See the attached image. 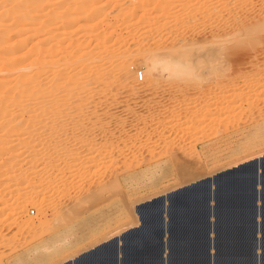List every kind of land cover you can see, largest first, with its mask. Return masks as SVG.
<instances>
[{
    "label": "rangeland",
    "instance_id": "1",
    "mask_svg": "<svg viewBox=\"0 0 264 264\" xmlns=\"http://www.w3.org/2000/svg\"><path fill=\"white\" fill-rule=\"evenodd\" d=\"M81 1L34 0L31 4L30 0H0V82L3 80L8 83L7 87L0 92V107L5 108L3 111L6 113H4V118H0V175L5 177L0 180V264H60L72 260L86 250L106 242L105 240L111 241L110 238L120 232L118 229L125 231L127 229L125 225L132 222L130 212L133 204L158 196L165 191L175 190V188L177 189L176 186L179 187L183 183V180H189L194 176L197 179L200 178L197 177L199 175L206 177V175L229 167L232 163L264 153V133L252 147L247 149L233 148L230 150L224 144L225 137L232 134L237 135L243 128L241 125H237L241 121H239L240 123H229L230 126L223 121L224 113L231 107L230 102H228L231 100L230 97L227 100L228 92L218 94L221 98H217L221 99V104H218L220 103L219 100L217 104L211 103L210 99L207 100L213 92H216L217 86L225 77L222 70L215 68V65H200L203 69L198 67L201 71L200 69L194 71L198 80L194 77H192L193 80H190V77L188 81L187 79L184 80L185 84L167 78V74H164L166 72L161 70L162 67L156 65V68L149 71V77L155 84L148 80V86L144 85L147 83L144 74L147 65L145 61L134 55L139 48L150 49L148 46L150 42L152 44L150 47L153 48L156 41L166 42L171 37L174 36L173 38H175L177 35L180 37V34H186V32L185 36L189 37L188 31H191V28H197L195 32L199 33V38L202 36L209 37V33L212 32L209 28L213 29V27L207 26L208 24L205 23L204 25L203 22L198 24L200 27L203 24V27L200 28L197 25L194 28L196 24L193 22L196 23V20H192V22L191 19H187L189 12H186V9L181 6L182 0H175V3H172L171 10L168 9L165 15L167 21L161 19L157 28L155 26L153 28L152 24H154L155 17L159 13L148 12L145 15L146 13L137 6V0H96L95 3L94 0H91L94 4L88 0L91 3H84L89 7L86 10L83 9L84 13L80 12L82 11L81 8L84 7L83 5L80 8L83 3ZM164 22L168 25L164 26L166 24ZM167 27L171 31L168 32V35L166 33L168 30L165 31ZM159 38L161 39L159 40ZM81 44L86 47L85 52H90L89 55L98 53L97 56L101 55L102 57H100L103 58V60L99 58L101 59L99 63L95 54L94 57L97 60L93 57V62H90L91 66L89 65L87 70L89 73L88 83L90 84H88L89 88L87 87L89 90L87 89L86 94H84L86 101L83 104L64 100L66 95L67 98L70 93L72 94L74 87H71L61 78L65 72L68 73V68L71 65L72 68L74 67L73 64H69L70 61L67 59L75 54ZM143 44L144 46H142ZM138 45L141 47L137 48ZM210 47L208 46V48ZM255 47L256 51L251 55L264 53L263 49L260 50L261 47ZM195 51L194 49V53H196ZM107 55L108 57H106ZM259 56L257 57L259 58ZM69 60L74 61L72 57ZM97 66L99 67L97 73L100 72L102 77L92 84L93 78L99 77V74L93 75L97 71ZM90 68L93 70L91 71ZM137 71H140V74L143 72V80L137 81ZM21 75H33L36 81V100L28 103V106L27 103H12V100L7 101L3 98L6 97L7 90L12 89L11 87L14 88L16 83L22 81ZM104 75L106 76L104 77ZM210 78L212 80H209ZM134 81L137 86L131 88L128 83L132 84ZM150 83L152 86L149 85ZM38 91L40 92L38 93ZM223 95L226 96L225 99ZM250 95L249 90L243 91L241 93L242 100L249 99ZM203 96H205L204 98L208 97L204 99ZM8 97L10 99V96ZM238 104L240 103L238 102ZM215 106H217V110L219 109L218 112L223 115L217 112V116ZM171 107L172 110H170ZM156 113L162 117L159 118L160 121L162 120L161 122L158 121ZM222 121L224 125H222ZM231 125H233L232 128H230ZM222 126H227L229 131H226V128H222ZM237 129L238 131H235ZM20 135H26L23 137L27 142L30 141L31 137L35 139H31L33 142L31 144L42 145L41 143L47 140L51 141L54 145L53 148L48 147L49 149L46 150L49 151L46 153H42L44 149L40 150L41 155L38 154L40 160L44 156H50V163L37 159L35 162L38 166L35 162L30 163L29 160H25L29 159L28 156L21 160V156L8 158L9 151L15 152V154L16 152L23 153L25 146L20 147L23 144L15 143L18 142L16 141L17 138L18 140L23 139ZM28 136L30 137L29 141ZM10 141L15 142L11 144ZM169 142H172V146L175 148L186 149L187 152L185 153H189L195 148L197 154L193 158H187L188 154L184 155L185 161L187 160L186 162L192 165L191 169L187 170L183 166L175 167L165 163L159 175L146 176V178L138 176L131 179L133 181L129 180L123 183L122 188L118 189L112 186V177L109 173L110 170H108L110 165L113 168L125 166L127 163H122L123 158H125L131 166L135 162H139V167L134 166L136 168L135 173H139L145 169V162L151 157L155 160L152 161L151 159L149 162L163 159V149L167 146L165 143ZM6 144L9 146L8 149ZM38 144H36V148L34 147L35 150L40 149L41 146ZM244 144L246 141L240 143V145ZM10 145L13 146L10 147ZM55 146L57 147L55 148ZM213 146L215 147L213 148ZM4 147H6L5 151L6 149L9 151L4 153ZM115 153H118V156ZM130 155L133 157L130 158ZM16 159L19 161L17 162ZM23 160L24 162H22ZM140 161L141 163L142 161L145 162L140 165ZM25 162L29 163L26 164ZM110 162L115 164L112 165ZM67 167L69 168L65 169ZM95 168L96 171L94 172ZM194 168L195 170L192 171ZM90 169H93L92 172ZM36 170L38 171L36 172ZM40 170L50 172V174L46 178V173ZM66 170L73 171L68 172ZM30 171L34 175L29 174ZM53 172L56 173L55 176ZM38 173H41V176ZM18 176L20 177L18 178ZM51 176L52 179H50ZM30 177L32 180L29 179ZM33 178L37 179L33 180ZM15 179L16 181H14ZM65 179L66 183L63 181ZM33 182L38 185L35 196L38 199L39 208L28 205L24 211L16 212V205L20 202L23 194L28 192L29 185ZM63 184L66 185L63 186ZM64 211L66 214L70 211L73 213L70 212L68 214L70 219L68 217L69 220L63 223L59 215ZM19 213L20 215H18ZM26 219L33 220L36 226L33 228L25 226ZM124 227L125 229H123ZM148 231L149 228L145 233L150 238L151 233ZM143 232L144 230L141 233L143 234ZM58 241L59 243H57ZM108 244L111 245L110 242ZM105 245L107 249L104 248ZM105 245L100 247L101 250L111 252L109 245ZM111 250V253L117 254V251H114L117 249L112 248ZM93 253L95 254L96 251L91 254Z\"/></svg>",
    "mask_w": 264,
    "mask_h": 264
},
{
    "label": "bare ground",
    "instance_id": "2",
    "mask_svg": "<svg viewBox=\"0 0 264 264\" xmlns=\"http://www.w3.org/2000/svg\"><path fill=\"white\" fill-rule=\"evenodd\" d=\"M30 1H31L30 3L33 4L34 0H30ZM87 1L82 0L81 3L82 2L83 3L80 6V8L84 5V3L88 4V3H91L93 0L92 1L90 0L91 2L90 1L87 2ZM95 1L96 0H94L93 2L95 3ZM113 1H117V0H113ZM196 1H197V3L195 4ZM172 3L174 4L175 0H137V6L139 8H141L143 12L146 13L145 15H147L148 12H156V14L159 13L157 15V17H155L154 24H152V27L155 26L156 28H157V24H159L161 19L163 21L166 20L165 15L167 14L168 9H170V6L173 5ZM181 4H182L181 6H183L184 9H186V12H189V15H187L188 17L186 16L187 19H191V21L196 20V23H194L192 21L193 24H196V25H194V28L198 24L200 25V23L203 22V24L204 23L208 24L207 26L213 27V29H215V30H213L212 28H209L212 30V32L209 31V32H211V33H209L210 35H208L209 37H207V36L204 37V36H202L203 35L202 34L201 36L204 38H202V37L199 38V35H198L199 33L197 34L195 32L196 31L195 29H197V28L192 29L190 27L191 31H188L189 32L188 35L190 34L189 37L185 36L187 34V32H186V34H182V35L180 34V37H177L178 36L177 35L176 36L177 38L176 37L173 38L174 36L171 37L170 39L167 38L169 40H167L166 42L162 41V40H161L162 42L156 41V43L153 44L155 46L153 48H151L152 46L150 47V44H151L150 41L152 40V42H153V39H151L149 41L150 43L148 45L150 49H143L144 47L142 48L141 46L138 45L137 48H139V47H141V48H139V50H137L135 52L136 54H134V55L146 62L147 66L145 65L146 68L144 69L145 70L144 74L146 76L145 81L146 82L148 80L151 81V78L149 77L150 76L149 71L156 68L155 67L156 65H160V67H162L161 70L166 72L164 74L165 75L167 74V78L173 79V80L180 82V83H184V80H186V79L188 81L190 77H191L190 80H193L192 77L197 78V77H195L194 71L195 70L199 71V69L202 68V67H200V65L201 66H202V64H208V66H214L215 65L214 66L215 68L222 70L223 74H225L223 76H225V77H224V79H222L223 77L222 78L220 77L222 79L220 81L221 84H219L217 86L218 88L216 89V92H213V93L211 92L212 96H210V97L207 96L208 98L207 97L206 98H207V100L210 99V101H212L211 103L217 104L219 98H221L218 96V94L223 93V92H228L227 93V100H228V97H230V99H231V100L229 99L230 101H228L231 104L230 109L227 110V112H225L223 115L222 113L218 112L219 109L217 110V106H215L214 107L215 112H216V114L218 112V114L220 113L223 115V119H224L223 121H225V124H226V122L228 123L226 125L230 126V124H232V122L235 123V122L241 121V123L239 122L240 124H237V125H241L243 128V130L241 129V132L237 135H235V134L234 135L232 134L230 136L226 135L227 137H225V140L223 142L228 148H230V150L233 148H240V149L250 148L255 144V142H257V139H260L262 137L261 135L264 133V53L259 52L260 54L256 53L254 55H251L256 51L255 46H257L258 48L261 47L260 50L261 49L264 50V0H217V1H215V0H182ZM85 6H86V4L84 5V7L81 8L82 9V11H80L81 13L82 12L84 13L83 9L85 8V10H86V8L88 7V6H86V7ZM134 9H135V7H134ZM192 10H194L195 12L194 11L192 12ZM79 17H81V16H79ZM188 21H190V20H188ZM165 23L166 22H164V24ZM166 25H168V23H166L164 26H166ZM202 25H201V27H203ZM162 27H163V25H162ZM151 30H154V29H151ZM155 31H156V29H155ZM158 31H159V29H158ZM165 31H167L166 32L167 35H168V32H171L169 27H167L165 29ZM202 32H204V31H202ZM170 36H171V33H170ZM163 38H165V37L163 36ZM160 39L161 38H159V40ZM101 40H103V39H101ZM147 41H148V39H147ZM142 46H144V44ZM208 46L209 47L211 46V47L208 48ZM258 48H257V50H258ZM85 49H86V47H83V45L81 44L78 47V49L76 50L75 54L73 56H70V58L72 57L74 61L69 60L70 59L69 57L67 59L68 61H70L69 64L74 65L73 68L71 67L72 65L68 68L69 71L67 69L68 73L65 72V74H63L64 78L61 77L63 79V81L65 80L67 82V84H69L71 87H74L73 92L71 91L72 94L70 93L71 95L69 94L67 98H66L67 95L65 96V98L63 97L64 100L66 99L65 101H67V102L69 101V102H75V103H82L83 104V102L86 101L85 100L86 96L84 97V94H86L87 89L89 88L88 84H90V83H88V78H89L88 74L89 73L87 70L91 66L90 62H93L92 58L95 56L96 53L94 55H93V53H91L93 56L91 54L89 55L90 52H85ZM194 49L196 50L195 51L196 53H194ZM192 51H193V54H191ZM103 53H105V52H103ZM97 55H98V53L96 54V57H98ZM258 55H260L261 57L259 56V58H258L257 57ZM100 56L98 57L99 63H100L101 59L103 60V58H101L102 56L101 57ZM103 56H104V54H103ZM63 57H65V56H63ZM96 57H94V58H96ZM106 57H108V55ZM99 58H101V59H99ZM133 59H135V58H133ZM96 60H97V58H96ZM94 61H95V59H94ZM133 62H135V61H133ZM76 65H79L80 67H78V66L76 67ZM92 65H94V64H92ZM116 65H119V64H116ZM123 66L125 67V65H123ZM100 67H101V64H100ZM198 67H200V68L198 69ZM78 68H81V70H78ZM117 68H118V66H117ZM127 68H128V66H127ZM98 69H99V67L97 66L96 73L95 74L91 73V74H93L94 76L99 74L100 72L97 73ZM100 69H102V68H100ZM92 70L93 69H91V71ZM103 70H105V69H103ZM91 71L89 70V72H91ZM94 71H95V69H94ZM127 71H128V69H127ZM127 71H125V72L127 73ZM200 71H201V69H200ZM106 73H108V72H106ZM142 73L143 72H141L140 79L143 78ZM200 73L202 74V72H200ZM210 73H212V72H210ZM101 74H102V72H101ZM104 74H105V71H104ZM106 75H104V77ZM58 76H60V75H58ZM101 77L102 76H100V74H99V77L97 79L93 78L92 84L96 83V81H98ZM215 77H217V76H215ZM148 78H150V79H148ZM20 79L22 80V81L20 80L21 81L20 83L19 82L16 83L14 88L11 87L12 89L7 90L6 94L8 96H10V99L7 95H6V97H3V98L7 99V101L12 100V103H19V104H21V103L26 104L27 103V106H28V103L36 100V96H37L36 95L37 92L35 89L36 88V84H35L36 81H35V78L33 75H31V76L21 75ZM201 79H202V77H201ZM197 80H198V78H197ZM209 80H212V79L210 78ZM135 81L132 84L128 83V84H130L131 88L137 86V84H135L136 83ZM137 81H139V80L137 79ZM148 82L144 83V85L146 84L148 86ZM151 83H153V81H151ZM151 83L149 85H151ZM216 83H219V82H216ZM7 84L8 83L1 80L0 85H2V86L0 87V92H2V90L7 87ZM56 84H57V82H56ZM153 84H155V83H153ZM215 85H217V84H215ZM193 86H195V85H193ZM246 90H249L251 95L249 96V99L245 100L246 101L245 102L242 100L241 93L243 91H246ZM39 92L40 91H38V93ZM58 92H60V91H58ZM1 94H3V93H1ZM48 95H49V93H48ZM187 96H189V95H187ZM204 97L205 96H203L202 98H204ZM217 97H219V98H217ZM223 97H224V95H223ZM225 97H224V99H225ZM206 98H204V99H206ZM190 100H191V98H190ZM193 100H194V98H193ZM182 101H181V103H182ZM201 101L204 102L203 99H201ZM238 102L240 104H238ZM205 103H207V102H205ZM218 104H221V101ZM209 105H210V103H209ZM21 106H23V105H21ZM32 106H31V109H32ZM24 107H25V105H24ZM168 108H170V107H168ZM4 109H3V107L2 108L0 107V110H1L0 113L3 115V116L1 115L0 118L1 117L4 118V116L6 114L5 111H3ZM211 109H210V111H211ZM148 110H151V109H148ZM170 110H172V107ZM163 111H161V112H163ZM6 112H7V110H6ZM159 114H160V112H159ZM159 114H157V116H156V117H158L157 119L162 118V117L158 116ZM218 114H217V116H218ZM191 115H193V114H191ZM204 115H206V114H204ZM169 119H171V118H169ZM158 121H160V119ZM213 121H215V120H213ZM201 123L202 122L200 121V124ZM211 124H212V122H211ZM222 125H224V122ZM201 126H204V125H201ZM232 126L233 125H231L230 128H232ZM226 127L227 126H222V128H226ZM9 129H10V127H9ZM222 130H225V129H222ZM226 131H229V130L226 128ZM235 131H238V129ZM10 133H11V131H10ZM5 134H7V133H5ZM20 136L22 138L24 135L23 136L20 135ZM24 137H23V139H20V140H18V138H17L16 141H18V142L14 141L16 144H23V145H20V147L25 146L24 150L22 151L23 153H17V152H16V154H15V152L12 153L11 151L7 150L9 148V146L7 145L9 142L6 144L8 147L6 146L7 147L6 151L4 150L6 147H4L3 151H5L4 153L9 151L8 156H7L8 158H14V157L18 158L16 156H21L20 157V160H21V159H25V157L28 156L27 158H29V159H25V160H29L30 163L37 161V159L39 161H42V162L44 161L46 163H48L49 160H51L50 156H44L41 160L38 157V154L40 156L41 155L40 152L43 149H44V151H42V153H44V152L46 153L47 151H49L46 149L53 148L54 145H52L51 141L45 140L46 142L41 143L42 145L36 143V144H38V146L40 145L41 147H39L40 148L39 150H37V149L35 150L34 147L36 148V144L35 143L31 144V143H33L31 141V139H33V138L31 137V139L29 141L30 137L28 136L27 139L29 142H27ZM33 140H35V139H33ZM218 141H219V139H218ZM243 141H246V144L240 145V143L242 144ZM14 142H11V144ZM220 143H221V141H220ZM165 144L167 145L166 146L167 148L164 146L166 150L163 149L164 150V154L162 155L163 159L159 160V161L156 160V162L155 161L149 162L152 159V157H151L150 160H148L147 162L144 161L146 164V165L144 164L145 169L139 173H135L136 168L139 167V162H135V164H132V166H131L128 164V162H127L128 160H125V158H123V160H124L123 161L121 157L120 158L123 161L122 163H127V165L120 166L121 165L120 164V165H118V166H120L119 168H117V166L115 168H113L110 165L109 169H108V167H106L108 170H110V172L109 171L108 172L111 173L110 176L112 177V179H111L112 183H113L112 186L115 187L116 189H118V188H122L121 186L123 185V183H126L127 181H129L133 178H137L138 176H144L146 178V176L152 177L156 174L159 175L163 169L162 166L165 163L171 164L172 166H175V167L183 166V168L185 167L184 169H187V170L192 168V165L189 164L188 162H186L187 160L185 161L186 157H184V155L188 154L187 158L188 157L193 158V156H195V154H197L194 150L195 148L193 150H190V152H189L190 154H189V153H185V152H187L186 149L182 150L181 148L178 149V148H175V146H172V142L165 143ZM215 144L218 145L217 143H215ZM13 145H10V147ZM56 147L57 146H55V148ZM214 147L215 146H213V148ZM163 150H161V151L163 152ZM187 150H188V148H187ZM16 151H17V148H16ZM116 151L118 152V149ZM119 152L121 153V151H119ZM115 154L118 156V153H115ZM63 155H64V153H63ZM131 155H133V154H131ZM131 155H130V158L133 157ZM262 155H264V153L257 154L255 156L249 158V159L247 158V160L245 159L242 161L232 163L229 167H227V168L225 167L222 170L232 168L234 166H238V164H241L243 162H248L249 160H252V159L259 158ZM0 157H1V153H0ZM156 159H158V158H156ZM12 160H14V159H12ZM153 160H155V158L152 159V161ZM18 161H19V159L17 160V162ZM52 161H53V159H52ZM89 161H91V160H89ZM22 162H24V160ZM29 162H27V163H29ZM144 162L142 161V163H144ZM115 163H116V161H115ZM115 163H111V164L113 165ZM140 163H141V161H140ZM142 163L140 165H142ZM13 164H16V163H13ZM13 164H11V165H13ZM35 164H37V162H35ZM244 165H252V166H246V167L240 168V169H246V171L235 182H226L224 180H218L217 179L218 177L224 176L226 173L215 178L216 179L214 181V189L215 190L211 191V194L208 193L207 187L205 185L206 182H199L198 185H195L194 187H190V188L186 189L185 191L180 192L179 196L177 194L172 195V196H170V199L168 198L169 201L166 200L168 207L166 208L165 213L167 214V211H168L167 219L169 221V224L167 227H165V229H168L166 231L167 232L166 235L168 237H167V240L164 241V243L167 245V247H169L170 250L168 251V253H169L168 256L166 257V259H164L165 264H206L207 261L208 262L210 261L212 264H252L254 262V257L252 255V246L254 244V241L251 238L252 224L249 221V215L251 213H253L252 201L254 199V193L252 192L251 186H252L253 182H255V178H256L255 177L256 164L255 163H247V164H243L242 166H244ZM73 166L76 167L75 165H73ZM129 166H131V167H129ZM46 167H48V166H46ZM69 167L71 168L72 166H69ZM69 167H67L65 169H68ZM263 167H264V160L258 166V168L260 170L259 173H261V175H259V176H261L260 180L261 181L263 180V183H264ZM12 168H13V166H12ZM33 168H35V167H33ZM40 169H42V168H40ZM87 169L89 171L88 167H87ZM98 169H97V171H99ZM73 170H75V169H73ZM73 170H69V171L66 170V171L70 172ZM92 170L90 169V172H92ZM194 170H195V168L192 171H194ZM14 171H16V170H14ZM37 171L38 170H36V172ZM63 171H65V170L63 169ZM95 171H96V168H95L94 172ZM60 172H61V169H60ZM131 172H133V173H131ZM43 173H46L45 174L46 178L50 174V172H44V171H43ZM214 173L215 172H213L209 175H213ZM29 174L34 175V173H32L31 171ZM55 174L56 173H54L53 175L55 176ZM83 174H85V173L83 172ZM38 175L41 176V173L40 174L38 173ZM201 176H203V175H201ZM201 176L200 175L197 176V177H200L197 179L194 176V177H191L189 180H186V181L183 180V183L180 184V186H182L184 184H189L191 182H195V181L202 179V178H205V176L204 177H201ZM259 176H258V179H259ZM1 177H0V180L5 178L4 176L2 178ZM19 177L20 176H18V178ZM31 177L29 178L30 180H32ZM35 177H36V175H35ZM206 177H207V175H206ZM37 178H33V180L37 179ZM11 179H12V177H11ZM16 179L14 181H16ZM50 179H52V176ZM63 181L66 183V179ZM131 181H133V180H131ZM13 184H11V185H13ZM64 185H66V184H63V186ZM109 185H110V183H109ZM176 187L178 188V186H176ZM14 190L15 189H13V191ZM16 190H18V189L16 188ZM37 191H38V185L35 182L31 183L29 185L28 192H25L23 194V197L21 198V200H19L20 202L18 201L19 203L16 205L15 211L16 212H22L25 210L26 207H28V205L34 206V207L38 206V204H39L38 199L35 196V194H37ZM163 193H166V191ZM163 193H160V194H163ZM209 197H211L212 200H214V205L212 206V209H210V211L208 210V208L205 204V199L209 198ZM263 198H264V196H263ZM148 199H151V198H148ZM150 202H152V201H150ZM150 202H148V203H150ZM39 206H38V208H39ZM135 206H136V204L135 205L133 204V206L131 208V212H130V216L132 217V222L126 224L125 227L127 229H129L131 227L137 226V229L134 231V232H139V235L137 236V238L134 241L130 242L127 239V236L129 233H132V232H129V233L124 234L121 237L120 248H116L115 246H113L112 245L113 243H111V241L105 240L107 242L105 244L109 245L108 242H110L111 245H109L108 247L110 248L109 250L111 252H112V250H111L112 248L117 249L114 251H117L116 253L117 254L119 253V255H120V262L118 264H161V261H160L159 256H158V249L160 246L159 229H160L161 207L158 210V214H157L156 219L151 224H149L147 227H145V225L142 221H138L140 216L137 213V211H136L137 209ZM65 211L62 212L61 215H59L60 220H62L61 222H63V223L70 219L68 214H70V212H72V211H70L66 214ZM208 213L215 214V217L217 218L216 221L214 219L215 223H213V226L211 225L212 228L213 229L215 228V231H216L215 232L216 238L213 240V246H214V248H216V254H214V255L212 254V256L210 258H208L206 256V254H204L203 248H204V246H207V245H204L205 241L201 237L203 234L200 232V230H203L202 226H205V222H203V218H205L206 214H208ZM263 214H264V212H263ZM18 215H20V213ZM68 217H69V219H67ZM24 223H25L24 224L25 226L30 227V228H33L36 226V223L31 219H26ZM260 226H261L262 232H263V236H262V238H260L262 252L260 253V256H258L257 262H258V264H264V220L262 221ZM125 227L123 229H125ZM144 228L146 230H148V228H149L148 233H151L149 235L150 238H148V236H147L148 234L145 233L146 230ZM143 230H144V232L142 234L141 232ZM118 231H120V232H117L116 236L120 235L121 232L124 230L118 229ZM144 233H145V235H144ZM107 238H109V237H107ZM112 238L113 237H111L110 239H112ZM60 242H62V241H60ZM57 243H59V241ZM258 245H259V242H258ZM110 246H113V247H110ZM104 248H106V245L104 246ZM102 249H103V247H102ZM86 251H88V250H86ZM111 252H108V250L106 252L104 250H101V248H98L96 250L95 254L94 253L93 254H91V253L86 254L85 256H82L81 258L76 260L75 264H113L115 261L114 260L115 255ZM65 262H62L60 264H64Z\"/></svg>",
    "mask_w": 264,
    "mask_h": 264
},
{
    "label": "crops",
    "instance_id": "3",
    "mask_svg": "<svg viewBox=\"0 0 264 264\" xmlns=\"http://www.w3.org/2000/svg\"><path fill=\"white\" fill-rule=\"evenodd\" d=\"M255 160H256V162H255V164H256L255 177L256 178H255V182H254V192L252 191L254 193V199L252 201L253 213H251L249 215V221L252 224L251 238L254 241V244L252 246V255L254 257V262L252 264H258L257 259H258V256H260V253L262 252L260 238H262L263 232H262V228H261L260 225H261L262 221L264 220V214H263V212H264V198H263V196H264V183H263V180L262 181L260 180L261 176H259V175H261V173H259L260 170L258 168V166L264 160V155H262L259 158H256ZM246 166H252V165H244V166L241 165V166H239V167H237V168H235L233 170H229V171H226V172H223V173H218V174H217V172H215L213 175L207 176V177H209V184H208V188H207L208 193L211 194V191L215 190L214 189V181L216 180L215 178H217L218 176H220L222 174H225V173L234 172L236 169H240V168L246 167ZM219 171H221V170H219ZM258 176H259V179H258ZM198 184H199V182H197V183L191 182L189 184H184V185L178 187V188H182V189L178 190V188H177L175 190H178V191L171 192V193H169V194L164 196L163 205L161 206V213H160V215H161V218H160V229H159L160 246H159V249H158V256H159V259L161 261V264H165V260L164 259H166V257L168 256V254H169L168 251L170 250L169 247H167V245L164 243V241H166L167 237H168L166 235L167 234L166 231L168 229H165V227H167L168 224H169V221L167 219L168 211H167V214L165 213V210L168 207L166 200H168V198L170 196L176 195V194H178L180 192H183L186 189H188L190 187H194L195 185H198ZM205 185L207 187V184H205ZM166 193H163V194H166ZM160 195H162V194H160ZM205 204H206L208 210L210 211V209H212V206L214 205V200H212L211 197L206 198L205 199ZM214 219H215V221L217 219L215 217V214H211V213L206 214L205 218H203V222H205V226H202L203 230H200V232L203 234L201 237L204 239V241L206 243V244L204 243V245H207V246H204V248H203L204 254H206V256L208 258H210L212 256V254L213 255L216 254V248H214V246H213V240L216 238L215 228L214 229L212 228L213 223H215ZM138 221H141V219L139 218ZM136 229H137V226H134V227H131L129 229H126L120 235L114 236V237L117 238V243L116 244H115V241L113 240L114 237L111 239V243H113V246H115L116 248H120V239H121V237L124 234H126V233L134 232ZM258 242H259V245H258ZM105 243H107V242H104L102 244L100 243L101 245L98 244V245L92 247L90 250L88 249L89 252L86 251L85 253H82L79 257H75L74 259L70 260L71 264H75L76 260H78L82 256H85L86 254H90V253L96 251L101 246H104ZM114 260L115 261H114L113 264H118L120 262L119 253L115 255ZM206 264H212V263L210 261L209 262L207 261Z\"/></svg>",
    "mask_w": 264,
    "mask_h": 264
},
{
    "label": "snow or ice",
    "instance_id": "4",
    "mask_svg": "<svg viewBox=\"0 0 264 264\" xmlns=\"http://www.w3.org/2000/svg\"><path fill=\"white\" fill-rule=\"evenodd\" d=\"M246 169H236L234 172L226 173L224 176L218 177V180H224L226 182H235L240 176L245 173ZM180 195L179 193L177 194ZM163 205V201H152L139 207L136 211L140 216L141 221L145 227L151 224L157 217L159 208ZM139 232L129 233L127 239L132 242L134 241Z\"/></svg>",
    "mask_w": 264,
    "mask_h": 264
},
{
    "label": "water",
    "instance_id": "5",
    "mask_svg": "<svg viewBox=\"0 0 264 264\" xmlns=\"http://www.w3.org/2000/svg\"><path fill=\"white\" fill-rule=\"evenodd\" d=\"M255 162H256V160H255V159H252V160H249L248 162H243V163H241V164H238V166H234V167H232V168H228V169H225V170H221L220 172H217V174H218V173H223V172H226V171H229V170H233V169H235V168H237V167H239V166H241V165H243V164H247V163H255ZM197 182H206V184H207V188H208L209 177H205V178H203V179L197 180V181L194 182V183H197ZM192 184H193V183H192ZM251 188H252V191L254 192V182H253ZM180 189H182V188H178V190H180ZM178 190L168 191L166 194L158 195V196H155V197H153V198H151V199L144 200V201H142V202L136 204L135 207H136V209H138L139 207H141V205H143V204H145V203H148V202H150V201H156V200H157V201H160V200L163 201L165 195H167V194H169V193H171V192L178 191ZM160 218H161V215H160ZM113 240L115 241V244H116V243H117V238L114 237ZM102 243H104V242H102ZM102 243H101V244H102ZM101 244H99V245H101ZM64 264H71V261L69 260V261L65 262Z\"/></svg>",
    "mask_w": 264,
    "mask_h": 264
},
{
    "label": "built area",
    "instance_id": "6",
    "mask_svg": "<svg viewBox=\"0 0 264 264\" xmlns=\"http://www.w3.org/2000/svg\"><path fill=\"white\" fill-rule=\"evenodd\" d=\"M136 76H137V79L140 80V77H141L140 71H137ZM31 212H32V210H30V213Z\"/></svg>",
    "mask_w": 264,
    "mask_h": 264
}]
</instances>
